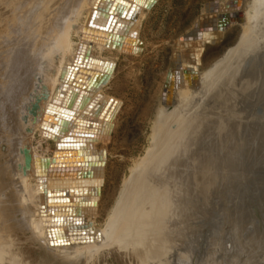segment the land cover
<instances>
[{"label": "rangeland", "instance_id": "obj_1", "mask_svg": "<svg viewBox=\"0 0 264 264\" xmlns=\"http://www.w3.org/2000/svg\"><path fill=\"white\" fill-rule=\"evenodd\" d=\"M57 1L59 0H0V193H4L5 208L8 209L12 205V208L16 209L13 214L8 215L10 221L5 226L7 231L4 230L1 234L3 243L5 242V246L12 251L17 264H264V13L260 14L249 28L248 35L244 36L246 39L248 36L249 42L245 41L244 37L240 40L242 29L233 25L224 32L223 38L216 45H205L197 70L201 72L210 69L223 60L228 49L239 47L231 57L233 61L236 58L232 69L225 77L219 79L216 89L213 84L210 85L211 82H206L208 77L199 80L197 90L201 91H198L200 94L204 92V95L200 96L197 92L195 101L194 96L191 97L193 106L189 104V100L187 104L184 103L183 106L189 104V108L186 106L189 110L187 113L184 112V107L185 110L182 106L179 107L182 109L181 113L186 115L183 116L179 108V114L177 111H171L174 108L170 109L174 118L165 125L170 130L178 128L179 133L181 130V157L187 151V126L191 124L194 127L196 145L203 155L206 153L204 157L208 158L206 164L202 165V169L209 173L205 183L197 164H192L193 167L189 170L186 166H181L182 171H173L175 178L169 171L171 180L166 177V169H161L164 172H153L156 174L161 171L156 176V181H160L158 178H161L162 173L161 182H170L168 187L173 186L168 188L164 186L165 183L162 185L160 182V188L157 186L143 205L146 226L134 229V232L126 234L120 241L114 240L110 246L93 251L78 250L73 252V255L67 254L65 259L47 255L39 244L30 238V233L19 225L18 198L13 183V166L17 157V141L14 137L18 125L16 111L9 105V98L13 93L9 72L12 49L9 48V43L24 31H29L24 32L26 38H19L27 39L25 43L30 39H40L41 28L48 26L54 17L57 6L54 2ZM215 1L223 5L229 2L153 0L143 10L145 12L139 32L141 53L131 56L115 51L100 52L95 48L91 50L92 55L110 61L111 77L101 89L104 94L113 95L118 99L120 106L111 122L109 141L96 146V150L105 152V159L103 182L95 204L96 214L90 218L89 227H103L123 182L129 178L132 169L150 147L152 121L165 89L168 73L177 66L175 60L179 54V41L199 34L194 28L196 18ZM85 15V8L81 9L76 18L78 24L84 22ZM33 17L34 20L31 19ZM259 27L261 32L258 30L254 34V30ZM24 28L25 30H22ZM14 29L17 32H14ZM249 36L254 38V42L250 43L252 39ZM69 38L76 42L78 35L71 31ZM242 50L246 53L242 54ZM239 55L240 59L237 60ZM247 63L249 65L244 66ZM205 85L206 89L201 90L200 87L204 86V89ZM6 91L11 92V95ZM175 114L178 116L175 117ZM33 146L40 155L48 158L54 149V142L36 136ZM177 172L179 176L181 173V177L177 176ZM183 174L186 176L185 180ZM187 187L192 189L191 198L187 196V191H190ZM176 188L178 192L180 190L176 200L179 209L178 206L171 209L169 207H173L174 202H171L169 194ZM167 194L169 197L165 198ZM167 200L171 202L170 206V203L165 202ZM169 209L175 212L180 210L181 221L176 219L179 213L176 216L175 212L172 213V217ZM164 212L170 216L164 215ZM166 217L170 218V221ZM176 220L177 224L174 223ZM174 226L177 231L169 230ZM171 235L176 236L173 239Z\"/></svg>", "mask_w": 264, "mask_h": 264}, {"label": "bare ground", "instance_id": "obj_2", "mask_svg": "<svg viewBox=\"0 0 264 264\" xmlns=\"http://www.w3.org/2000/svg\"><path fill=\"white\" fill-rule=\"evenodd\" d=\"M152 1L59 0L54 2L57 5L54 17L51 18L48 26L41 28L40 39H30L28 43H25L27 39L19 38L26 36V34L24 36L25 31H20L22 35L18 32L19 37L11 39L12 42L9 43V48L12 49V62L9 67L10 87L13 93L11 95V92H8L11 98L9 95L7 97L11 99V104L9 102L8 104L16 111L18 125L14 137L17 141L15 148L17 157L13 166L14 192L15 195L17 194L20 207L17 209L20 214L18 223L30 233V238L38 243L49 256L65 259L67 254L78 250L93 251L110 246L114 240L120 241L126 234L134 232V229L146 226L147 220L142 207L160 185L162 173L161 178H158L160 181H156L155 178L160 174L161 169L168 170L167 173L170 171V175H174L173 178H175L174 172L182 171L181 166H186L189 170L197 164L203 183L208 178L209 173L202 169L204 167L202 165L206 164L208 158L204 157L206 153L203 155L196 145L194 127L191 124L187 126L188 139L185 145L187 151L181 157L182 153L179 152L183 147L180 141L181 130L179 133L178 126L177 129L170 130L165 124L170 119L173 121L171 111L178 112L177 109L180 106L186 109L190 103L193 106L192 103L197 99L195 95L199 91L197 90L199 80L208 77L210 80L207 79L206 82H211L210 85L213 84L215 89L217 88L219 79L225 77L232 69L236 58L233 61L231 57L239 47L228 49L223 60L210 69L206 68L207 70L200 72L197 70V65L203 48L207 44L216 45L223 38L224 32L233 25L242 29L241 40L260 14L264 13V0H229L225 5L215 1L196 18L194 28L199 31V34L179 41V54L175 60L177 66L168 73V87L160 96L152 121L150 147L132 169L129 178L123 182L103 227L97 229L88 226L90 218L96 214L95 204L103 182L104 152L96 150V146L109 141L111 122L120 106L118 99L113 95L104 94L101 89L105 81L111 77L110 61L92 55L91 50L95 48L100 52L115 51L131 56L141 53L139 40L141 19L145 12L143 10ZM84 8L85 20L78 24L76 18ZM28 19H30L29 16ZM31 19L34 20V17ZM20 26L19 24V28ZM16 28L18 29V26ZM259 29L260 27L253 33L255 34ZM13 31L15 32L16 29ZM71 31L78 35L76 42L69 38ZM249 37L252 39L251 43L254 35ZM244 40L249 42L248 36ZM245 41L243 43L247 44ZM243 53L246 52L242 50ZM239 59L240 55L239 58L237 57V60ZM206 82L204 84L208 86ZM42 85L47 88L46 95L42 93ZM206 85L204 89L202 88L204 86L200 89L205 90ZM193 96L194 101L190 99ZM188 100L193 102L190 101L188 105L183 106ZM33 103L36 107L33 113H29ZM172 108L174 109L170 111ZM181 110L179 108L180 113ZM187 111L189 112L187 109L184 112L187 113ZM181 118L185 117L181 116ZM36 136L54 142L50 157L45 158L36 151L33 146ZM25 145L31 147L26 172L23 171L25 160L21 153ZM158 170H161L159 174L153 173ZM178 173L177 176L181 177V173L180 176ZM167 175L169 176V173ZM168 176L166 177L170 178ZM185 177L184 175V180ZM175 180H173L174 183H176ZM164 183V186L168 187L170 182ZM187 188L190 189L187 191V196L191 198L192 189ZM175 190L169 194L172 198L171 202H174L173 207H169L171 202L165 201L170 203L168 207L171 209L178 206L176 200L179 198L180 190L179 192L177 188ZM169 196L167 194L165 198ZM4 197V193H0V264H17L12 251L5 246V242L3 243L1 234L10 221L8 215L16 211L12 205L8 209L5 208ZM189 208L187 209L190 211L191 208ZM179 211L171 210L169 213L171 216L174 212V216L179 213L177 214L179 217H176L179 220L182 213ZM164 215L170 216L166 213ZM167 219L170 221V218ZM178 220L172 223L177 224ZM170 225H172L171 222ZM176 226L168 228L177 231ZM175 236L171 235L173 239Z\"/></svg>", "mask_w": 264, "mask_h": 264}, {"label": "water", "instance_id": "obj_3", "mask_svg": "<svg viewBox=\"0 0 264 264\" xmlns=\"http://www.w3.org/2000/svg\"><path fill=\"white\" fill-rule=\"evenodd\" d=\"M247 65H249V63H247L244 66H247ZM166 87H168V80L165 83V88ZM42 93H43V95H46L47 94V88L45 87V85H42ZM35 107H36V104L35 103L31 104V107L29 108V113H33ZM30 148L31 147L29 145H25L24 148L21 150V153L23 154L24 160H25V163L23 165V171L24 172L27 171V166H28V162H29V159H30Z\"/></svg>", "mask_w": 264, "mask_h": 264}]
</instances>
